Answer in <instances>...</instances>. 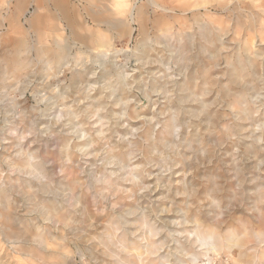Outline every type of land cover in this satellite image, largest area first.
<instances>
[{"label":"rangeland","instance_id":"1","mask_svg":"<svg viewBox=\"0 0 264 264\" xmlns=\"http://www.w3.org/2000/svg\"><path fill=\"white\" fill-rule=\"evenodd\" d=\"M149 1L0 0V129H6L5 127L11 122H15V125L19 124V127L16 126L19 131H23L20 127L22 126L26 132V126L30 121L32 122V119L36 122L32 125L38 127L44 118H51L52 108L56 103H60L62 98L70 100L74 96L80 100L75 103L66 101L69 102L67 103L69 106L71 105L68 109L73 110L77 107L73 111L77 110L80 115L72 121L76 122L80 117L85 116L83 118L85 126L90 127L94 119L89 116L90 101L82 98L88 94L99 98L101 91L103 95L112 92L122 96L123 90H130V93L134 94H131V98L141 99L136 106L145 108L147 100L143 99L141 90L142 92L143 89L149 90V95L153 99L161 98L159 91L149 89L152 86L160 88L162 83L161 73L157 71L160 70V61L164 60V57L168 58L170 49V53L174 52L183 38H188L186 48L192 56L191 87L195 96L203 100L207 108L194 107L192 117L194 121L175 127L174 135L172 134V138L169 139L172 145L167 147H152L154 141L151 142L160 135L159 131L166 117V114L159 115L160 112L154 110L155 107V109L164 107L163 99H159L157 106H152V109L146 107V113L155 111L159 117L151 122L153 125L151 132L144 133V127L140 125L135 126L138 127L137 130H125V126L112 125V129L119 127L124 130L125 138L122 139L124 143L130 141L134 145L143 146L141 150L134 148L128 160L129 165L136 164L137 160L143 161L136 169L141 179H152L156 172L165 177L171 172L170 170L179 167L178 161L181 157L189 163L187 165L189 167H185L184 180L187 181V187L184 186L183 192L182 188L180 193L175 192L176 187H180L177 182L172 183L168 193L163 183L160 184L153 192L156 196L150 194L148 190L135 189L136 195L148 193L152 196L151 201L157 204L168 205L169 199L173 196L176 202L172 209L178 212L177 218L173 216L174 218L166 219L167 222H172L171 232L151 219H147L146 225L139 216L131 220L132 226L129 232L131 237L138 240L139 237L144 236L150 238L148 225H153L159 233L153 238L161 244L159 253L147 258L144 264L148 259L154 260L152 264H158V260L159 264H202L208 261L210 264H264V124H262L264 122V9H260L264 7L263 3L258 0H241L234 11L231 5L236 4L230 3V6L223 7L220 6L222 1L219 0H155L157 5L154 6L150 5ZM57 2H65L70 7L73 24L57 18L58 11L55 8ZM131 3L138 10V14L134 8V21L129 20L134 32L129 38L127 35L117 34L107 24L114 19L124 18L125 9L130 7ZM250 9L255 21H252L254 27L248 30L246 27L248 20L243 15L246 14L244 10ZM95 12L98 14L97 19L92 17V13ZM182 21L186 22L185 27H180ZM70 26H73L72 29ZM141 46V50L145 51L144 57L137 61L136 55ZM93 47L99 49L91 51ZM103 52H107L106 57L102 56ZM62 55L64 57H61ZM171 59L170 66L175 71L176 59L172 56ZM17 62H22L24 65L18 71L15 68ZM181 63L188 64L186 60H182ZM109 69L112 72L110 81L114 88L107 91L103 86L108 82L98 77L101 76L102 70ZM120 72L125 74L127 80L135 77L142 81L141 90L135 83L127 86L129 88L116 84L115 79ZM177 73L176 70L173 79L180 83ZM93 79H98V83L86 85L88 80ZM48 96L52 97L49 102L51 103V109L48 110L51 111L49 117L48 111L46 116L44 114L47 104L45 97ZM242 97H245L242 104L245 115L240 113L242 110L239 101ZM134 117L132 113L129 117L130 123L138 122ZM175 118L180 120L179 116ZM111 122L113 119L105 124ZM107 125L104 128H107ZM96 127L97 125L90 127L92 128L90 134L92 133L93 136ZM125 132L127 136H124ZM105 133L103 135L110 136L108 138L110 144L119 142L120 137L112 133L111 129ZM8 134L6 130L5 135ZM138 134L141 136L137 137ZM103 135H98L97 138L94 136L98 140L92 145L97 152L99 151V158L104 156L109 144V140L103 139ZM13 140L11 138L0 141V264H107L117 261V257H113L111 252L98 242L99 239L95 238L98 236L89 230L91 228L87 224L74 222L65 227L64 232H60L57 229L60 227L58 223L44 220L42 217L44 215L42 212H46L47 209H43L40 204L26 205V195L22 191L26 184L22 181L32 182L30 185L34 189L31 188L30 191H36L37 195L42 196L39 201H44L47 196H49L47 199L54 200V195L39 191L37 185L46 184L50 191V189L54 190V186L59 181L66 183L67 178H62V174L57 171L58 168H54L52 173L56 176L52 175L54 185L43 173L29 175L21 172V169L10 170L7 163L12 158L23 156V153L27 154L32 146L23 145L24 140L20 147ZM145 148H149L148 153L153 158H158L160 153L161 160H143L142 151ZM49 149L54 150V147ZM40 153L38 152L41 156L45 154ZM78 154L79 157L74 165H81L85 169L88 167L85 160L91 156H82V152ZM6 157L7 159L4 160ZM47 158L52 160L46 164L49 168L54 158ZM94 163L99 167L102 161L96 160ZM128 169L127 167L126 170ZM146 170L156 172L153 173L154 175H148ZM184 174L182 175L181 172L173 174L172 177L177 179ZM17 178L22 182L19 188L17 187L20 180L15 181ZM125 184L129 185V183ZM14 185L15 188L12 187ZM61 189L60 187L54 190L62 194L54 201L58 206L62 202L68 207L73 200L68 203L66 196H69V190L63 193ZM76 191L74 200H80V203L77 202L74 207L69 206L68 209L78 210L86 203L88 213L92 216L90 221L98 228L108 210L104 209L105 207L98 210L93 207L92 195L89 193L92 190L82 192V189H77ZM98 193L99 198L96 199L114 200L106 189L99 190ZM168 194L172 196L169 197ZM123 201L120 200L118 203L122 204ZM115 208L119 209V206L116 205ZM75 215L79 216V212ZM11 225L14 229L10 228ZM26 225L31 231L22 235ZM75 233L78 235L73 237ZM8 234L11 238L6 237ZM38 235L47 238L49 244L52 241L54 244L55 239L63 237L64 240L58 242L63 243L65 249L56 251L52 244L48 246L41 244ZM238 241L239 244L236 243ZM141 243L143 251L150 248L145 239ZM213 247L217 249L214 250ZM93 255L98 258L95 259ZM101 255L104 259L100 257ZM133 261L134 264H141L139 260L133 259Z\"/></svg>","mask_w":264,"mask_h":264},{"label":"bare ground","instance_id":"2","mask_svg":"<svg viewBox=\"0 0 264 264\" xmlns=\"http://www.w3.org/2000/svg\"><path fill=\"white\" fill-rule=\"evenodd\" d=\"M219 1L220 2L222 1V5H220V6H223V7H226L230 3L236 4V5H231L235 11L238 7L237 5L240 4L241 0H219ZM258 1H261L263 3L262 6H264V0H258ZM149 3H150V5L152 4L153 6L157 5L155 0H150ZM220 6H218V7H220ZM55 8L58 11V17L57 18H59L60 20H62V19L66 20L68 24L74 23V21L72 20V14L73 13H72L70 7L65 2H57ZM134 8H135L134 4L131 3L130 7L125 9V14H123V15H125L124 18L114 19L113 22H110L107 25L111 26L113 28V30H115V32H117V34L127 35L130 38L133 35L134 29L130 25L129 20L134 21V17H133L134 16ZM155 8H157V7H155ZM242 8H243V6H242ZM260 9L262 10V9H264V7L260 8ZM135 10H137V9L135 8ZM244 11L246 14L243 15V17L248 20L246 27L248 30H250L251 28L254 27L253 22H252V21H255V19L253 18L254 14L252 13V9H250L249 11H247V10H244ZM184 12L186 13L187 11L185 10ZM137 14H138V10H137ZM97 16H98V14L96 12L92 13L93 18L97 19ZM236 17H239V16H236ZM81 18H82V16H81ZM75 19H76V17H75ZM186 25H187L186 22L182 21V23L180 24V27H185ZM72 27L73 26H70V29H72ZM187 39L183 38L182 42H179L178 45L176 46L177 48H175L174 52L170 53V51H171V49H170L169 54H168V58L164 57L163 58L164 60L160 61L161 62L160 68H159L160 70L156 69L157 71H159L161 73L162 83L159 86L160 88H156V87L154 88V86H152V87L150 86L151 88H149V89H151L153 91H159L161 98L157 97V98L153 99L149 95V90H147V89L146 90L143 89L144 91L142 92V90L140 89V88H142V87H140L142 81H140L139 79L138 80L135 79V77H133V79L127 80L125 74H121V72H120L117 74V77L115 79L116 84L122 85L124 88L127 86H132L134 83L136 85H138L137 88H139L141 90L143 99L147 100V102H146L147 108L148 107L151 108L152 106L153 107L157 106L156 104L158 103L159 99L164 100V102H163L164 107H161V108L158 107L157 109H155L156 107L154 108V110H156V112H160V113H158L159 115L160 114H163V115L166 114V117H165L166 120L164 119V121H163L162 128L159 131L160 135H158L157 138L152 139L151 142L154 141V143L152 144L153 146L151 145L152 147L157 146L156 148H158V146H162V147L166 146L167 147L168 145L170 146V144L172 145V143H170L169 139L172 138V134L174 135L173 132H174L175 127H178V126H180V124H183V123L189 124L192 121H194L192 119V117L194 115L193 112L195 111V110H193L194 107L202 106L203 109L207 108V105L204 104V101L201 100L200 98H198L197 96H195V94L193 93L192 87H191V82H192L191 81L192 80V71H191V69H192V67H191L192 56L189 55V50L186 48V43H187L186 40ZM96 49H99V47H95V48L93 47L91 49V51H94ZM141 49H142V46L138 50V54L136 55V60L137 59L141 60L142 57H144L145 51H143ZM102 56L106 57L107 52H103ZM171 56L173 59H176L175 63H176L177 68L175 69V71L172 70V67L170 66V61L172 60ZM61 57H64V56L62 55ZM182 60H186L188 62V64L183 65L181 63ZM22 65H23L22 62H17L15 64L16 71H18L21 67L24 66V65L23 66ZM25 68H26V66H25ZM176 70L178 72L177 74L179 76L178 78H179L180 83H178V80L175 81L173 79V76H175L174 72H176ZM138 74H139V71H138ZM93 75H95V74L93 73ZM100 75L101 76L98 77V79H103L104 81L108 82V83L104 82L105 83V85L103 86L104 90L108 89L110 91V88L111 89L114 88V87H112V82L110 81V79H111L110 76H112V72L110 71V69L109 70H102V73ZM145 75H147V74H145ZM98 79L88 80L86 82V85L91 86L92 84H97ZM148 79H149V77H148ZM151 79H153V78L151 77ZM154 82L157 83L156 81H154ZM127 88H129V87H127ZM92 89L93 88H91V90ZM115 90H117V89H115ZM129 93H130V90H123L122 96H119V95L114 94L112 92H109L108 94L103 95L102 91H101V93H100L101 96L99 95L100 96L99 98H96L95 95L92 96L89 94L85 95L83 98L81 97L83 100L87 99L90 101L88 103V105L90 106L89 109L91 110V113H90V111H86V112L90 113L89 116L91 115L90 117L94 118V119L91 118V120L92 119L93 120L90 124L92 126L97 125V127L95 128V131H94V133H95L94 136H96V138H97L98 135H103V133L106 134L105 132H109L111 129L112 133L117 134V136L120 137V139H118L119 140L118 143L112 142L113 144H110V140L108 139V138H110V136L109 135H103L102 136L103 139L106 138L109 140V144H108V147H106L107 150L105 149V151H104V154H103L104 156H102V157L100 156L101 158H99V155H98L99 151L97 152L96 148H94L92 146L93 143L96 142L98 139L96 140V138L93 135H91L92 133L90 134L91 129H92V128H90L91 125H90V127H88V125H87V127L85 126L86 123H84V119H83L85 116H83V118L80 117L79 120H77V121L75 120L76 122L72 121L75 118L77 119L78 116H80V115H79V112H77V110L73 111L77 107L74 109L72 108L73 110H70L68 108H70L71 105L69 106L67 103H69V102L75 103L78 100H80V98L78 99L77 96H74V98L71 97L70 100H65V98H62L60 103H56V104L53 103L52 105L54 106V104H55V106L52 108L51 118L49 119V118L43 117L44 120L43 121L40 120L41 121L40 122V125H41L40 128H39V126H40L39 124H38L39 126L37 125L38 127H35L32 125V123H34V124L36 123V122H33V119H32V122L30 121L28 126H26V128H27L26 132L24 131V127H22V126H20V127H21V129H23V131H19V128L16 127V126L19 127V124L15 125L14 124L15 122L14 123L11 122L8 127H5L6 129H3V128L0 129V141H7V140H11V138H12V139H14L13 141H15V143H18V145L20 147H22V141H24V140H25L26 144L23 143V145H27L28 147L32 145L29 148V151L27 152V154L23 153L22 154L23 156L18 157V158H12L11 161L7 163V167L10 170L21 169V172H24L25 174H29V175L34 174V173L35 174L43 173L45 175V177H47L48 180L50 182H52V175H54L52 173L55 170L54 168H56V169L58 168L57 171H59V173L62 174L61 177L64 179L67 178L66 183H62L61 181H59L57 183V185H55V183H53V182L52 183L55 186H57L56 187L57 189H59L61 187L62 188L61 190L63 193L66 190H69V192H68L69 196L67 194H66L67 196L64 194L66 197H68L67 202L73 200L68 205V207L66 205H64L65 203L63 204L62 202L60 203L61 204L60 206H58V203H55L54 200L56 199V197L60 198L61 197L60 195H62V194H58L57 190H56V192L54 191L56 189L55 186H54V190L50 189V191H49L48 190L49 187L47 189L46 184L37 185V188L39 191H41V192L43 191V193H45V194L50 193V194L54 195V200H50L49 198L47 199V197H49V196H47L46 200L42 199L44 201H39V198H42V196L37 195L35 193L36 191L35 192L30 191V190H32L31 188H33V187L30 185L32 182L29 183V180H28V182L22 181L26 184V185H24V187L22 189V191H24V193L26 195V197H25L26 198L25 199L26 205H38V204H40L43 209H47L46 212H42L44 214L42 217L44 218V220H51V221L53 220L55 223H58L60 227H58L57 229L60 232H62L65 227L70 226L71 223H74V222H76V223L79 222L82 225L87 224L88 227L91 228L89 230H92V232L98 236V237L95 236L96 239L98 238L100 240V241L98 240V242L100 244L104 245L105 248H107L109 250V252H111L113 257H117V261H113V262L111 261L107 264H121L122 262L124 264H134L133 259L139 260V263L144 264V262L147 258H149L150 256L157 255L159 253L161 244H160V242L154 241V239H153L155 236H157L159 234L156 227H154L153 225H148V232L150 233V238H144L145 237L144 236V237H139L140 240H138L137 238L131 237V234L129 232L130 231L129 228H131V226H132L131 220L136 219L137 216H139V219L142 220V222L146 223V225H147L148 224L147 219H151V220L155 221L156 224L159 223V224L163 225L165 228H167L168 232H171L170 230L172 228L170 229V225L172 224V222H170V221L167 222L166 219H169L170 217L171 218H174V217L177 218L176 213L178 211L172 209L173 206L175 205L176 201L174 200V198H172L173 197L172 195H171L172 196L171 197L168 194L169 197H171L170 199L168 198L169 199L168 205L167 204L163 205L162 203L157 204V203L151 201L152 196L150 194H154L153 192L156 191V189L160 186V184L162 185V183H163V187H165L167 189L166 190L167 193H168V190H170V187H171L173 182H175V183L177 182L180 184V187H176L177 189H175L176 193H178V192L180 193L181 188H182V192H183L185 185L187 187V184H186L187 181L185 182V180H184L185 179L184 173H185V169L187 167H189V166H187V165H189V163H186V160L182 159L183 157H181L180 161H178L180 163L178 165L179 167L177 166L178 168L175 167L173 170H170L171 172L168 175H166L165 177L160 176V174H157V172L154 170L152 172L150 170H146V173H148V175H154L156 172V174L154 176H152V179H150V178L141 179L139 172L136 170L142 164V162H143L142 160L135 161L136 164H134V163L132 165L128 164L129 157L132 155L134 148L136 150H139V149L141 150V148L143 146H141L139 144L134 145L130 141L127 143H124V141H122V139L125 138V137H123L124 130L122 131L119 127H113V129H112V125L125 126L124 127L125 130H127V129L137 130L138 127H135V126L140 125V126L144 127L143 132L146 133V132L152 131L153 125L151 124V122L153 120H156L157 118H159L155 114L156 113L155 111H150L149 113H146V111H145L146 107L145 108L144 107H137L136 105H138L140 103L141 99H137L135 97L131 98L132 93H130V95H129ZM132 95H134V94H132ZM160 95H155V96H160ZM59 97H61V96H59ZM51 98H52L51 96L45 97V99H46L45 101L47 102L46 108L48 107L47 109L45 108V110H44L45 116L47 113L46 111L51 109V107H50L51 103H49ZM244 98L245 97H242L241 100L239 101V106H241V110H242V111H240V113H242L243 115H245V111L242 108ZM66 101H69V102L66 103ZM117 106H119V107L116 108ZM159 106H161V105L159 104ZM98 107H100V109ZM95 108H97V109H95ZM33 109L36 110V108H33ZM50 112H49V115H47L48 117L50 116ZM33 113H34V111H33ZM132 113L135 115L134 118L138 119V122L137 123L135 122V124L130 123V121H129V117L132 115ZM40 115H41V113H40ZM81 116H82V114H81ZM113 116H116V117L114 118ZM176 116H179L180 120L179 119L176 120V118H175ZM35 117H36V113H35ZM112 119H113V122L108 124L109 125V127H108V125L105 123H108V121H111ZM34 120L37 121L36 119H34ZM187 120H188V122H186ZM155 122L157 123V121H155ZM262 124H264V122ZM105 125H107V128H104ZM6 130L9 132L8 135H5ZM127 135L125 132L124 136H127ZM140 136H141V134L137 135V137H140ZM102 137L100 140H102ZM174 142H176V141L174 140ZM179 142H180V140H179ZM175 144H173V145H175ZM187 144L189 145V143H187ZM130 145H133V147H131ZM178 145H181V144H178ZM50 147H54V150H50L49 149ZM88 147H90V148L88 149ZM149 147H150V144H149ZM189 148H190V146H189ZM113 149H115L116 151H114ZM148 151H149V148L148 149L145 148V150L143 149V151H142L143 152V154H142L143 160H150V161H160L161 160L160 153H158V156H157L158 158H153L149 155ZM38 152H41V153L44 152L46 154V156H45V154H44V156H41L38 154ZM79 152H82V156L83 155L85 157L91 156L90 158H87L85 160L87 163V166H88L85 169H83L81 167V165H79V166L74 165V163L77 162V158L79 157L78 156ZM80 155H81V153H80ZM47 157H49V158L53 157L54 158L53 163L55 164V166H53V163H52V166L47 168L46 164L48 162L50 163L52 161V160H50L51 158L48 159ZM56 157H58V158H56ZM6 159H7V157L4 160H6ZM96 160L102 161V164H100L99 167H97V165L95 166L94 162ZM3 161H1V163ZM83 161H84V159H83ZM4 162H6V161H4ZM81 162H82V160H81ZM78 163H79V161H78ZM83 163H85V162H83ZM146 164H148V163H146ZM116 165H117V167L114 168V166H116ZM92 167H94V168H92ZM127 167L129 168L128 170H126ZM181 172H182V175L184 174V176L178 177L177 179H173V177H172L173 174H178ZM158 173H159V171H158ZM57 175H58V173H57ZM18 180H20V178H17L15 181H18ZM57 180H55V181H57ZM22 182L20 180V184L17 188L22 186ZM125 183H129V185L126 186ZM12 187L15 188L16 186L14 185ZM136 188H138L139 190H148L150 194H148V193L141 194L140 193L139 195H136V192H135V191H137V190H135ZM77 189L78 190L82 189V192H83V190H85V192H87V191L89 192L90 190H92L89 193H90V195H92L93 207H95L96 210H98L101 207H105L104 209L108 210V212L105 213L104 218L100 221L98 228L93 226L92 225L93 222L90 221V219H92V216H90L88 213L89 211L87 209L86 203L83 204L84 206L81 205V208L78 210L68 209L69 206L74 207L75 203H77V202L80 203V200H74V198H75L74 194L77 192L76 191ZM102 189L108 190V192H110V194L109 193L108 194L109 195L112 194L114 200L111 199V196L109 197V199H111L110 201L109 200L106 201L104 198H103V200H105V201H102L101 199L100 200L96 199L98 197L97 194H99L98 191L102 190ZM162 192H164V191H162ZM79 194H80V192H79ZM173 194H175V193H173ZM181 194H183V193H181ZM100 195H102V194H100ZM106 195H107V192H106ZM106 195H103V196H106ZM154 195L156 196V194H154ZM165 195H167V194H165ZM106 197L108 198V196H106ZM90 199H91V197H90ZM119 199L124 200L122 204L118 203L120 201ZM63 200H65V197ZM63 202H65V201H63ZM68 203H66V204H68ZM116 205L119 206V209L115 208ZM24 210H25V208H24ZM30 212H32V211H30ZM77 212H79V216L76 217L75 214ZM26 216H27V214H26ZM36 218H38V217H36ZM88 221H89V223H87ZM186 223H188V222H186ZM178 225H179V223H178ZM10 228L14 229V226L11 225ZM77 228L79 229L78 226H77ZM30 231H31V229L29 228L28 225H26L24 227V231H23L22 235L27 234ZM176 232L180 233L178 231H176ZM15 233L20 234V232H15ZM64 235L66 236L65 233H64ZM77 235L78 234L75 233V234H73V237L77 236ZM6 237L11 238V236L9 234L6 235ZM87 237L89 238V235ZM37 238H38V241H40V243L44 244L45 246L51 245L53 243V241H52L51 244H49L48 241H46L47 238H44V236H41V235H38ZM90 238H93V237L90 236ZM77 239L79 240V238H77ZM144 239H145V241L148 242L150 248L144 249V251H143V249H142L143 245L141 242ZM58 240L62 241V240H64V238L60 237V239L54 240L55 245L52 244L55 247L54 250L57 251V250H62L63 248L65 249V246L63 245V243H59ZM93 240H95V239H93ZM236 243L239 244V241ZM81 244H83V243H81ZM90 245H92V244H90ZM98 246H100V245H98ZM240 246H241V244H240ZM213 249L216 250L217 247H213ZM96 253H99V251H96ZM112 256H110V257H112ZM158 256H160V255H158ZM263 256H264V253H263ZM93 257H94V255H93ZM100 257H102L104 259V256L101 255ZM97 258H95V259H97ZM160 258H162V257H160ZM190 259H191V257H190ZM195 259H197V258H195ZM192 260H193V258H192ZM102 261H101V263H102ZM153 261L154 260L148 259L146 264H152ZM159 262L160 261L158 260L157 263L159 264ZM202 264H210V261L204 262Z\"/></svg>","mask_w":264,"mask_h":264}]
</instances>
